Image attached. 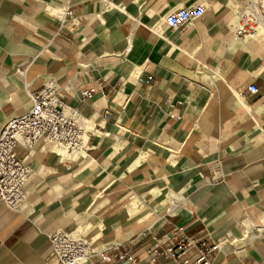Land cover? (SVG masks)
<instances>
[{
	"label": "crops",
	"instance_id": "0c3cea01",
	"mask_svg": "<svg viewBox=\"0 0 264 264\" xmlns=\"http://www.w3.org/2000/svg\"><path fill=\"white\" fill-rule=\"evenodd\" d=\"M255 1L0 0V130L48 83L84 130L74 156L39 144L26 200L0 203V264H56L58 229L89 264L118 243L143 263L165 235L226 241L214 264H264V29L235 36Z\"/></svg>",
	"mask_w": 264,
	"mask_h": 264
},
{
	"label": "built area",
	"instance_id": "2783aa9c",
	"mask_svg": "<svg viewBox=\"0 0 264 264\" xmlns=\"http://www.w3.org/2000/svg\"><path fill=\"white\" fill-rule=\"evenodd\" d=\"M204 6L183 8L165 17V24L171 29L198 21L204 17ZM264 29V0H256L253 8L239 18L235 36L243 39L257 37ZM140 82L151 80L139 79ZM98 87L82 89L83 99H92ZM252 94L258 88L250 86ZM31 108L21 116L10 119L0 130V203L17 210L26 200V185L32 171L28 162L38 145L47 142L63 149L68 155L79 154L84 147V130L78 119L69 112L63 94L52 83L30 94ZM25 150L21 156L19 149ZM56 264H89L94 252L84 240L77 238L66 229H58L50 236ZM224 241L223 243H225ZM222 242L172 240L162 236L145 253L142 263L135 256L130 244L118 243L99 253L97 264H214L215 255L221 251ZM195 246L196 255L190 256Z\"/></svg>",
	"mask_w": 264,
	"mask_h": 264
},
{
	"label": "rangeland",
	"instance_id": "374dc122",
	"mask_svg": "<svg viewBox=\"0 0 264 264\" xmlns=\"http://www.w3.org/2000/svg\"><path fill=\"white\" fill-rule=\"evenodd\" d=\"M149 210H150V207L149 208L147 207L146 210H145V212H144V214H147V212H149Z\"/></svg>",
	"mask_w": 264,
	"mask_h": 264
}]
</instances>
